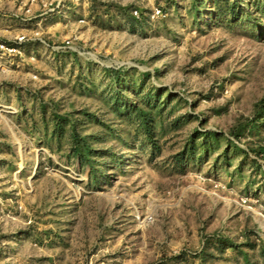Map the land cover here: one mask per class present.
<instances>
[{"label": "rangeland", "instance_id": "obj_1", "mask_svg": "<svg viewBox=\"0 0 264 264\" xmlns=\"http://www.w3.org/2000/svg\"><path fill=\"white\" fill-rule=\"evenodd\" d=\"M74 7L0 75V264H264V0Z\"/></svg>", "mask_w": 264, "mask_h": 264}, {"label": "built area", "instance_id": "obj_2", "mask_svg": "<svg viewBox=\"0 0 264 264\" xmlns=\"http://www.w3.org/2000/svg\"><path fill=\"white\" fill-rule=\"evenodd\" d=\"M76 0H0V27L6 34L0 39V75L9 72V65L22 61L24 48L30 42H43L42 25L63 20L76 14ZM134 15L137 12L133 11ZM80 24L83 20L78 21ZM13 28L21 31L34 28L30 35L17 33L11 35ZM10 34V35H9ZM70 41L66 40L65 45ZM4 199L0 195V212Z\"/></svg>", "mask_w": 264, "mask_h": 264}]
</instances>
